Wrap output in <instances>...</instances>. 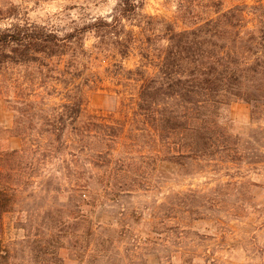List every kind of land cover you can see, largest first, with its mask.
<instances>
[{
	"label": "rangeland",
	"instance_id": "1",
	"mask_svg": "<svg viewBox=\"0 0 264 264\" xmlns=\"http://www.w3.org/2000/svg\"><path fill=\"white\" fill-rule=\"evenodd\" d=\"M118 2L0 0V9L18 12L0 27L28 21L66 37L97 18L111 20ZM212 4L145 0L126 28L158 46L166 43L165 23L184 29ZM260 4L217 0V19H241L238 27L223 24L220 39H264ZM84 39L85 50L73 44L61 56L0 66V187L12 204L1 219L0 264H264V105H224L217 152L173 159L180 139L137 115L140 83L127 71L140 65L139 50L123 58L109 35ZM103 40L107 50L97 53ZM75 95L83 99L80 125L96 115L124 129L107 142L103 162L92 139L83 144L70 129L62 146L59 133L43 126ZM12 150L22 152L7 155Z\"/></svg>",
	"mask_w": 264,
	"mask_h": 264
},
{
	"label": "trees",
	"instance_id": "2",
	"mask_svg": "<svg viewBox=\"0 0 264 264\" xmlns=\"http://www.w3.org/2000/svg\"><path fill=\"white\" fill-rule=\"evenodd\" d=\"M212 2L209 15L202 21L181 30L175 23H165L166 43L158 46H153L151 39L147 42L134 39L133 32L126 28V21L141 15L145 0H119L111 20L97 18L66 37L38 23L17 21L0 27V66L61 56L73 44L85 50L87 32L101 37L109 35L113 39L108 43L121 57L139 50L140 65L127 71L140 83L137 115L161 136L180 139L171 158L213 156L221 132L217 124L220 109L238 101L254 108L264 105V39H220L223 24L238 27L241 19L236 23L228 18L226 22L217 19V0ZM17 14V5L0 9V20L16 18ZM104 42L107 43L103 40L94 46L97 53L107 50ZM62 82L67 85V81ZM67 100L61 104L57 116L44 121L45 130H56L62 146L65 145L62 136L70 129L80 134L83 144L92 139L95 145L90 149L103 162L107 142L120 138L124 129L96 115L90 117L88 124L80 125L82 96ZM21 152L12 150L7 155L19 156ZM9 194L5 185L0 187V226L3 214L12 208Z\"/></svg>",
	"mask_w": 264,
	"mask_h": 264
}]
</instances>
